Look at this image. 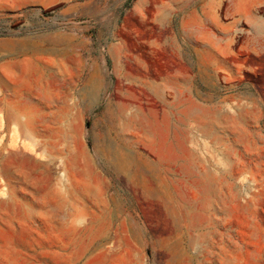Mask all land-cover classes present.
Segmentation results:
<instances>
[{"label": "rangeland", "instance_id": "374dc122", "mask_svg": "<svg viewBox=\"0 0 264 264\" xmlns=\"http://www.w3.org/2000/svg\"><path fill=\"white\" fill-rule=\"evenodd\" d=\"M0 264H264V0H0Z\"/></svg>", "mask_w": 264, "mask_h": 264}, {"label": "crops", "instance_id": "0c3cea01", "mask_svg": "<svg viewBox=\"0 0 264 264\" xmlns=\"http://www.w3.org/2000/svg\"><path fill=\"white\" fill-rule=\"evenodd\" d=\"M34 62H35V65L33 67L37 70L38 68H40V66L38 64L39 63V60H35ZM29 69H30V64L26 60V72L29 71ZM38 79L39 78L36 77V86L38 85L37 84ZM30 82H31L30 77L26 75V93H28L30 91ZM37 112H38V110H36V113ZM26 116H27L26 117V126H29V125H31V122H32L31 121L32 116H31V114H28V111H26ZM34 117L36 118L37 117V114H35Z\"/></svg>", "mask_w": 264, "mask_h": 264}, {"label": "bare ground", "instance_id": "6f19581e", "mask_svg": "<svg viewBox=\"0 0 264 264\" xmlns=\"http://www.w3.org/2000/svg\"><path fill=\"white\" fill-rule=\"evenodd\" d=\"M133 155L132 154H127L125 153V157H123V162H122V168L127 170V166H129L133 160Z\"/></svg>", "mask_w": 264, "mask_h": 264}]
</instances>
